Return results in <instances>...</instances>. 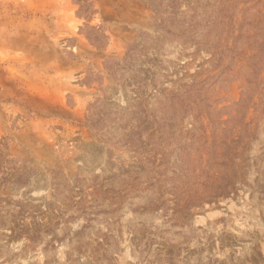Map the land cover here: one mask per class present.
<instances>
[{"label":"rangeland","instance_id":"rangeland-1","mask_svg":"<svg viewBox=\"0 0 264 264\" xmlns=\"http://www.w3.org/2000/svg\"><path fill=\"white\" fill-rule=\"evenodd\" d=\"M0 264H264V0H0Z\"/></svg>","mask_w":264,"mask_h":264}]
</instances>
